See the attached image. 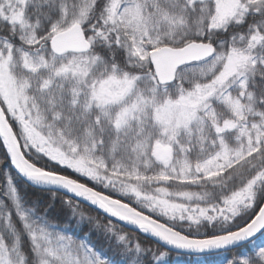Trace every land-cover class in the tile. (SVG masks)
<instances>
[{
	"label": "snow or ice",
	"instance_id": "1",
	"mask_svg": "<svg viewBox=\"0 0 264 264\" xmlns=\"http://www.w3.org/2000/svg\"><path fill=\"white\" fill-rule=\"evenodd\" d=\"M222 249L264 264V0H0V264Z\"/></svg>",
	"mask_w": 264,
	"mask_h": 264
},
{
	"label": "trees",
	"instance_id": "2",
	"mask_svg": "<svg viewBox=\"0 0 264 264\" xmlns=\"http://www.w3.org/2000/svg\"><path fill=\"white\" fill-rule=\"evenodd\" d=\"M13 181L17 185L18 188H23L25 194L29 192L30 189H36L34 187L29 186L25 183L12 169ZM27 202H31L30 200ZM231 254V250H224L222 252H218L215 254V257L212 261V264H225V261L228 259L229 255ZM174 264H188L185 256L180 254L178 257L175 258Z\"/></svg>",
	"mask_w": 264,
	"mask_h": 264
},
{
	"label": "water",
	"instance_id": "3",
	"mask_svg": "<svg viewBox=\"0 0 264 264\" xmlns=\"http://www.w3.org/2000/svg\"><path fill=\"white\" fill-rule=\"evenodd\" d=\"M25 183H27L29 186H31V187H34V188H37V186H35V185H31V183L30 182H28V181H26V179L23 177V176H21L19 173H17L16 171H15V169H12ZM224 250H229V249H222V250H219L218 252H222V251H224ZM217 252V253H218Z\"/></svg>",
	"mask_w": 264,
	"mask_h": 264
}]
</instances>
